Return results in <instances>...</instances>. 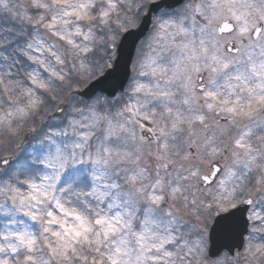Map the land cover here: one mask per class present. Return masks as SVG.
Masks as SVG:
<instances>
[{
    "label": "snow or ice",
    "instance_id": "obj_1",
    "mask_svg": "<svg viewBox=\"0 0 264 264\" xmlns=\"http://www.w3.org/2000/svg\"><path fill=\"white\" fill-rule=\"evenodd\" d=\"M0 264H264V0H0Z\"/></svg>",
    "mask_w": 264,
    "mask_h": 264
}]
</instances>
